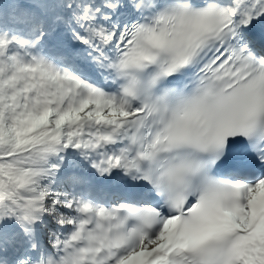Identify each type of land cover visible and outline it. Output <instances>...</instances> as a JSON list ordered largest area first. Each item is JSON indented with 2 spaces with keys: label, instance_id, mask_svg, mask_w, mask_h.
I'll return each instance as SVG.
<instances>
[{
  "label": "snow or ice",
  "instance_id": "1",
  "mask_svg": "<svg viewBox=\"0 0 264 264\" xmlns=\"http://www.w3.org/2000/svg\"><path fill=\"white\" fill-rule=\"evenodd\" d=\"M0 264H264V0H0Z\"/></svg>",
  "mask_w": 264,
  "mask_h": 264
}]
</instances>
